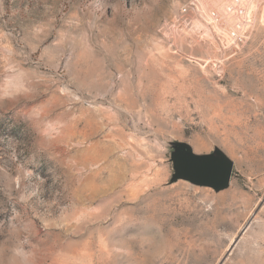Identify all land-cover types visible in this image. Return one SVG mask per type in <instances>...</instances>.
<instances>
[{"label": "rangeland", "instance_id": "rangeland-1", "mask_svg": "<svg viewBox=\"0 0 264 264\" xmlns=\"http://www.w3.org/2000/svg\"><path fill=\"white\" fill-rule=\"evenodd\" d=\"M192 1L0 0V264H264V3L236 47ZM183 146L229 187L174 180Z\"/></svg>", "mask_w": 264, "mask_h": 264}, {"label": "built area", "instance_id": "built-area-1", "mask_svg": "<svg viewBox=\"0 0 264 264\" xmlns=\"http://www.w3.org/2000/svg\"><path fill=\"white\" fill-rule=\"evenodd\" d=\"M209 2L213 3L214 6L206 11H203L201 4L196 1L184 5L180 9V15L185 26L194 30L201 29L204 35L210 38L223 40L227 45L238 47L248 40V36L255 25L254 18L258 13V7L264 3V0H252L256 8L253 10L250 19H245L243 16L245 9L240 6L242 0H209ZM224 9L232 12L234 16L237 15V20L228 18ZM222 24L231 25L227 29L226 35L220 34L217 29L218 25L222 26Z\"/></svg>", "mask_w": 264, "mask_h": 264}, {"label": "water", "instance_id": "water-1", "mask_svg": "<svg viewBox=\"0 0 264 264\" xmlns=\"http://www.w3.org/2000/svg\"><path fill=\"white\" fill-rule=\"evenodd\" d=\"M182 150L172 156L176 170L174 180L183 179L216 192L229 187L234 164L223 152L216 150L209 155H197L189 146H183Z\"/></svg>", "mask_w": 264, "mask_h": 264}]
</instances>
